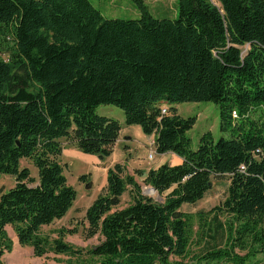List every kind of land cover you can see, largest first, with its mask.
Segmentation results:
<instances>
[{
    "label": "trees",
    "instance_id": "1",
    "mask_svg": "<svg viewBox=\"0 0 264 264\" xmlns=\"http://www.w3.org/2000/svg\"><path fill=\"white\" fill-rule=\"evenodd\" d=\"M132 1L135 19L105 18L89 0H0V26L13 40L8 59L0 58V174L15 178L0 191V244L10 226L40 255L41 227L62 218L76 195L63 174V141L108 157L121 126L95 108L111 104L126 125L155 134L156 153L182 162L134 172L163 201L142 195L125 165L108 168L84 216L87 235L102 236L87 254L97 264H185L170 259L189 245L191 215L181 206L195 204L212 178L227 174V196L212 210L230 216L225 228L212 218L214 235L226 233L224 247L199 263L254 264L234 249L264 252V0H177L173 18L154 17L144 0ZM199 101L219 105L220 130L229 137L208 132L192 149L186 133L196 118L175 107L162 115L160 107ZM23 158L36 178L20 167ZM128 187L132 203L117 208ZM53 249L79 257L61 238Z\"/></svg>",
    "mask_w": 264,
    "mask_h": 264
},
{
    "label": "rangeland",
    "instance_id": "2",
    "mask_svg": "<svg viewBox=\"0 0 264 264\" xmlns=\"http://www.w3.org/2000/svg\"><path fill=\"white\" fill-rule=\"evenodd\" d=\"M105 18H121L135 19L140 16L139 9L132 0H89ZM217 6L220 4L216 0H211ZM148 6L151 15L157 18H173L177 12V0H144ZM13 42L12 36L3 27L0 26V58L7 60L8 53L6 48ZM248 45L243 47L244 50ZM167 106L175 107L178 114L183 117H195L194 125L187 131V136L190 139L192 149H196L200 137L210 132L216 140L221 136L229 137V132L220 130V115L219 105L210 101L199 102H179L166 103ZM98 115H109L112 118H122L124 121V112L115 105H99L95 108ZM64 143V142H63ZM155 149V148H154ZM156 153V152H155ZM163 156V155H162ZM154 159L145 161L144 168L154 167L163 159ZM63 174L67 179V183L75 190V199L66 214L51 224L41 227L39 235L44 237V247L40 255L35 253V249L31 244H22L19 242L15 231L12 227H6L7 242L0 244V261L2 264H97V258L91 257L87 251L95 246L102 239L100 234L89 237L86 232L87 222L85 220V212L88 206L97 198L106 184L102 178L96 180L92 177V169L89 164L83 159H63ZM165 163H171L170 161ZM20 167H27L33 177H37V168L29 159H21ZM126 168V167H125ZM134 171V170H133ZM127 172V171H126ZM91 173V174H90ZM129 174V173H128ZM81 175H86L85 180H80ZM134 179L140 184L142 192L144 184V175L140 176L135 173ZM230 182V176H223L211 179L210 188L205 193L204 197L195 204L184 203L181 206L183 212L189 213L190 216V240L186 253L181 256H172L171 260H181L185 264H203L199 261L203 258L208 250L224 247L226 233L222 238L221 234L214 235V222L212 218L217 216L223 227L226 226L227 219L230 218L225 212L213 210L217 206H221L227 196V188ZM15 178L11 175L0 174V191H6L13 187ZM87 184L89 186L87 187ZM128 190L121 195L120 204L117 208H122L132 203V196ZM142 194V193H141ZM143 195V194H142ZM155 201H163L156 198L155 194H144ZM162 199L163 196L159 195ZM201 214L203 220L199 219L198 214ZM201 223H204L203 230ZM207 225H211L213 230H208ZM64 232H62V231ZM61 231V232H60ZM215 236V237H214ZM61 238L62 241L71 245L79 253V257L67 255L65 253L56 252L53 249V240ZM251 247L245 249L235 248L234 252L240 256L248 254L247 258L250 263L264 264V252L251 251ZM252 252L249 253V252ZM254 252V254H253ZM210 264H232L229 261L211 262Z\"/></svg>",
    "mask_w": 264,
    "mask_h": 264
},
{
    "label": "crops",
    "instance_id": "3",
    "mask_svg": "<svg viewBox=\"0 0 264 264\" xmlns=\"http://www.w3.org/2000/svg\"><path fill=\"white\" fill-rule=\"evenodd\" d=\"M163 105L167 106L166 104ZM167 107L170 108L171 106L169 105ZM105 116L111 117L109 115ZM117 120L120 123L121 128L117 139L112 145V152L108 157L99 158L98 155L83 153L73 144L64 140L62 153L63 159L85 160L92 169V174H90L93 179L96 180L97 178H102L105 184L107 170L115 163L125 165L127 173L133 174L137 170L146 173L150 168H157L165 163V161H170L171 165H177L182 162V159L172 152L162 154L155 153L154 156L157 160L163 159L164 161L158 163L154 167L144 168V163L148 160L149 148H155L154 145L152 147L150 146L152 142H154L155 134H144L139 125H126L121 117L117 118Z\"/></svg>",
    "mask_w": 264,
    "mask_h": 264
},
{
    "label": "built area",
    "instance_id": "4",
    "mask_svg": "<svg viewBox=\"0 0 264 264\" xmlns=\"http://www.w3.org/2000/svg\"><path fill=\"white\" fill-rule=\"evenodd\" d=\"M167 112H168V107L165 106V105H161V107H160V113H161L162 115H165V114H167ZM232 117H233V118H237V113H236V111H232ZM153 145H154V142H152V144H151L150 146L152 147ZM155 152H156V151L154 150V148H149L148 158H149L150 160L153 159V156H154Z\"/></svg>",
    "mask_w": 264,
    "mask_h": 264
},
{
    "label": "water",
    "instance_id": "5",
    "mask_svg": "<svg viewBox=\"0 0 264 264\" xmlns=\"http://www.w3.org/2000/svg\"><path fill=\"white\" fill-rule=\"evenodd\" d=\"M99 158H102V156H98ZM211 184V183H210ZM89 186V184H87V187ZM150 191H153V192H155V196H156V198L157 199H159V200H163L160 196H159V193L152 187V186H143L142 187V194L144 195V194H150L151 195V193H149Z\"/></svg>",
    "mask_w": 264,
    "mask_h": 264
},
{
    "label": "bare ground",
    "instance_id": "6",
    "mask_svg": "<svg viewBox=\"0 0 264 264\" xmlns=\"http://www.w3.org/2000/svg\"><path fill=\"white\" fill-rule=\"evenodd\" d=\"M149 193H151V195H152V193H154V194H155V192H153V191H150Z\"/></svg>",
    "mask_w": 264,
    "mask_h": 264
}]
</instances>
